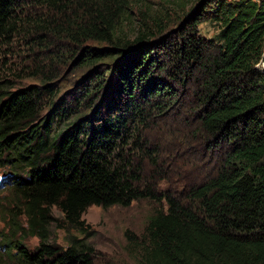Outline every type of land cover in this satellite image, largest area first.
Returning <instances> with one entry per match:
<instances>
[{"label": "trees", "instance_id": "trees-1", "mask_svg": "<svg viewBox=\"0 0 264 264\" xmlns=\"http://www.w3.org/2000/svg\"><path fill=\"white\" fill-rule=\"evenodd\" d=\"M139 15L132 37L126 0H0V167L21 209L2 264H97L83 214L139 201L153 209L124 235L135 264H264V0H196L166 35ZM66 62L87 73L58 98ZM175 112L171 154L151 131ZM164 152L195 170L168 173ZM54 210L76 233L65 248L49 242Z\"/></svg>", "mask_w": 264, "mask_h": 264}, {"label": "rangeland", "instance_id": "rangeland-1", "mask_svg": "<svg viewBox=\"0 0 264 264\" xmlns=\"http://www.w3.org/2000/svg\"><path fill=\"white\" fill-rule=\"evenodd\" d=\"M128 7L130 8V20L132 25H127L125 29L133 37L139 30L138 23L140 20L139 13L142 12L147 17L154 18L158 22L159 27L163 30V33L168 34L174 26L183 19L184 15L190 10V8L195 4L196 0H126ZM200 34L207 38L211 37L215 32V29L212 24L201 23L198 26ZM151 32H158L157 29L153 28ZM90 47L98 48L101 47V44H89ZM70 63H61L59 65H54L53 68H56L55 78L51 83L55 84V88L59 90L58 98L64 97L66 94L74 91L76 88L75 82L80 79V76L83 75L87 70H80L77 67H69ZM33 70V69H31ZM30 72L27 73V75ZM27 80H12L11 84L15 88L26 87L32 83L37 82L35 77H27ZM21 81V82H20ZM171 114V113H170ZM180 118L178 113L175 112L169 116L157 117L153 122V130L151 131L153 136L157 138L160 137L162 151L164 147H169V150L172 153V150L178 147L176 139H172L173 132L179 127ZM151 135V137H152ZM174 142V143H173ZM183 147L181 153L185 151L188 155H191L189 149ZM168 152V151H166ZM184 160L178 155L172 156L165 155V152L161 159V166L170 174H176L178 171L182 170L184 161L189 162L190 168H184L183 170L189 169L190 171L195 170L196 162L195 158H188ZM175 155V154H174ZM11 170L7 167H0V196H6L5 200L0 207V244L1 239L10 231H8V214L10 210H13L15 216H19L21 209L18 201L14 196H10L8 192L4 189L6 182H9L8 179ZM4 183V186H1ZM170 186V184H162V187ZM153 206L151 203L146 201L133 202L128 207H118L113 206L106 209L100 207L91 206L89 207L82 216L85 224L88 226L90 242L98 253L97 264H135V260L128 253L127 244L125 243L124 235L126 231L131 232L133 235L137 236L143 229L146 220L150 213L152 212ZM54 218L58 220L61 224V228L56 227L53 224L50 229H48L49 242L55 244L59 247H66L65 237L66 235H75L76 233L72 230H65L64 224L61 223L62 217L60 214L54 210ZM15 221L24 226V221L22 217L15 219ZM24 240V244L33 250L38 245V239L36 237L26 236L23 232L20 233ZM2 258L0 255V264H2Z\"/></svg>", "mask_w": 264, "mask_h": 264}, {"label": "built area", "instance_id": "built-area-1", "mask_svg": "<svg viewBox=\"0 0 264 264\" xmlns=\"http://www.w3.org/2000/svg\"><path fill=\"white\" fill-rule=\"evenodd\" d=\"M257 68L260 70L264 71V54H263V59L259 61V63L256 65Z\"/></svg>", "mask_w": 264, "mask_h": 264}]
</instances>
